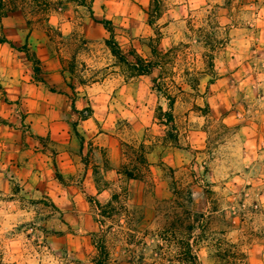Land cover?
Masks as SVG:
<instances>
[{"label": "rangeland", "instance_id": "rangeland-1", "mask_svg": "<svg viewBox=\"0 0 264 264\" xmlns=\"http://www.w3.org/2000/svg\"><path fill=\"white\" fill-rule=\"evenodd\" d=\"M7 1L0 264H264V0Z\"/></svg>", "mask_w": 264, "mask_h": 264}, {"label": "crops", "instance_id": "crops-1", "mask_svg": "<svg viewBox=\"0 0 264 264\" xmlns=\"http://www.w3.org/2000/svg\"><path fill=\"white\" fill-rule=\"evenodd\" d=\"M59 96H65V95L59 94ZM63 99H64L63 101H67L66 96ZM56 122H58V121H56ZM49 124H50L49 127L46 128L47 134L49 135L52 143L54 145H57V147H58L57 165H58L59 174L62 176V178L69 177L70 175L75 173V171L77 170V167L79 166L78 160H76L77 155L74 154V151L76 149L78 151L80 150V148H79L80 143H79V141L77 142L76 138L73 136V134L66 129L65 125H63L65 130L60 129V131H55L51 125L52 120L49 121ZM38 135L42 136L43 133L38 132ZM46 164L48 165V163H46ZM19 171H20L19 174L21 176L23 173H27V174L29 173L32 176H35V178H37V180H39L38 185L40 187H43L46 184L44 173H47L49 175V178H51V180H53L52 174H51L52 170L48 166H47V168H46V166H42V168L40 170H33L32 168H23L22 167V168H19ZM50 175H51V177H50ZM23 181H26V178H24ZM26 185H29V183H27Z\"/></svg>", "mask_w": 264, "mask_h": 264}, {"label": "trees", "instance_id": "trees-1", "mask_svg": "<svg viewBox=\"0 0 264 264\" xmlns=\"http://www.w3.org/2000/svg\"><path fill=\"white\" fill-rule=\"evenodd\" d=\"M83 2L85 0H82ZM10 2H8L7 0H0V18L2 16H5L7 12L9 11H13L16 10L17 6L15 4H13V6H9ZM9 7V8H8ZM151 7V9H150ZM150 7L147 10V16H148V21L149 24L153 23V19L158 15L159 10H160V2L159 0H151L150 3ZM2 9L4 11H2ZM103 25L112 33V29L110 28V24L111 22L109 20H105L104 22H102ZM7 41V39L5 38V36H0V42H5ZM113 53L121 58L123 61L130 63L131 66L136 69L138 71V73H144L147 74L150 72L151 68L153 67V62L152 61H147L145 58L139 57V56H134V60L133 61H129L127 58V55L125 54V52H122L119 48V46L116 44L114 46V49L112 50ZM38 61L36 60V65H38ZM38 69V66H35V70ZM71 106L74 108V103H71ZM172 107V102L169 103V108ZM167 116V120L168 121H172V114L170 111L168 112H164ZM97 253L94 256V264H109L108 263V252L107 249L104 245V243L101 241L100 244H97Z\"/></svg>", "mask_w": 264, "mask_h": 264}]
</instances>
